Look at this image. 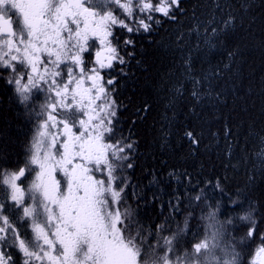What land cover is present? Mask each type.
I'll list each match as a JSON object with an SVG mask.
<instances>
[{
	"label": "snow or ice",
	"instance_id": "snow-or-ice-1",
	"mask_svg": "<svg viewBox=\"0 0 264 264\" xmlns=\"http://www.w3.org/2000/svg\"><path fill=\"white\" fill-rule=\"evenodd\" d=\"M183 2L0 0V79L29 112L36 93L44 97L23 166H6L0 152V264H264V200L219 178L193 182L187 171L169 172L178 187L146 217L143 209L165 193L146 199L129 175L133 128L150 106L137 109L126 130L121 89L141 64V41L153 43L185 14ZM220 23L206 55L220 47L234 59L236 17ZM183 74L193 75L191 57ZM222 79L219 69L193 78L190 99L183 83L171 86L166 108L196 116V105L219 98ZM183 135L194 147L202 138L187 128ZM160 183L153 174L147 188Z\"/></svg>",
	"mask_w": 264,
	"mask_h": 264
},
{
	"label": "trees",
	"instance_id": "trees-1",
	"mask_svg": "<svg viewBox=\"0 0 264 264\" xmlns=\"http://www.w3.org/2000/svg\"><path fill=\"white\" fill-rule=\"evenodd\" d=\"M183 7L185 14L166 23L154 35L153 43L141 41L142 47L137 48L141 64L133 63L135 76L120 93L128 105L121 116L126 130L136 110L150 106L146 118L137 117L133 128L138 151L135 167L129 172L133 184L139 185L136 191H144L146 199L161 188L165 193L162 201L143 209L146 217L157 216L161 202H167V193L178 187L174 181L168 182L169 172L179 178L187 171L193 182L211 178L215 183L219 178L230 190L239 186L256 200H264V0H184ZM230 13L237 21L230 40L237 55L229 59L228 49L220 47L206 55L213 43L218 44L211 27H221L220 22ZM189 57L193 62L191 77L183 74ZM217 69L223 74L215 89L219 98L214 93L212 99L196 105V116H191L187 107L166 108L171 86L183 83L190 99L192 79ZM38 105L33 101V111H27L13 87L0 79V152L7 158L6 166H23L38 123ZM173 119L176 124L169 126ZM176 125H181L179 130ZM184 128L202 137L198 146L184 137ZM227 130L230 134L226 136ZM153 174L161 183L148 189ZM131 193L129 189L130 203Z\"/></svg>",
	"mask_w": 264,
	"mask_h": 264
},
{
	"label": "flooded vegetation",
	"instance_id": "flooded-vegetation-1",
	"mask_svg": "<svg viewBox=\"0 0 264 264\" xmlns=\"http://www.w3.org/2000/svg\"><path fill=\"white\" fill-rule=\"evenodd\" d=\"M12 87H13V86H12ZM13 89H14V87H13ZM14 91H15V89H14ZM41 97H42L41 94H36L35 97H34V99H33V101H35V102L37 101V103L40 104V103H41V101H40ZM28 231H29V234H30V231H31V230L28 229Z\"/></svg>",
	"mask_w": 264,
	"mask_h": 264
},
{
	"label": "rangeland",
	"instance_id": "rangeland-1",
	"mask_svg": "<svg viewBox=\"0 0 264 264\" xmlns=\"http://www.w3.org/2000/svg\"><path fill=\"white\" fill-rule=\"evenodd\" d=\"M11 86H13V85H11ZM14 87V86H13ZM36 94H41V93H36ZM42 95V94H41ZM43 99H44V97H43V95H42V97H41V99H40V101L42 102L43 101Z\"/></svg>",
	"mask_w": 264,
	"mask_h": 264
}]
</instances>
